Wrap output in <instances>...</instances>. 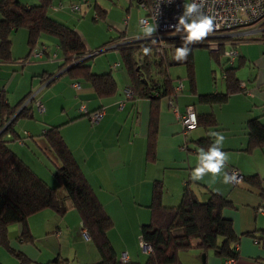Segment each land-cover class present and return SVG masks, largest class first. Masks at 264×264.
I'll return each mask as SVG.
<instances>
[{
	"label": "trees",
	"instance_id": "trees-1",
	"mask_svg": "<svg viewBox=\"0 0 264 264\" xmlns=\"http://www.w3.org/2000/svg\"><path fill=\"white\" fill-rule=\"evenodd\" d=\"M51 2L52 0H39L38 4L28 6L18 0H0V62L14 60L11 53L13 32L19 29L26 30L28 53L21 59L23 62L29 59L31 51L37 47L40 38L48 36L57 42L63 56L60 64V69H64L63 74L88 84L99 98L111 96L116 90L112 73H94L87 62L99 50L91 52L75 29L51 17L49 15ZM95 8L97 11L95 18L105 16V9L97 6ZM238 28L241 27L219 33L224 37H219V34H209L203 39L204 42L212 41L202 44L203 46L209 47L211 43H218V51H210V56L216 63L221 65V58H225V61L229 63L228 66L223 65L221 68L225 86L223 92L196 94L194 46L197 44H189L191 51L187 59L178 61L179 64L186 66V81L190 92L197 96L198 104L222 106L227 103L231 95L246 91V88L241 86L237 71L247 62L243 61L241 56H237L236 60L230 62L229 58L223 54L225 46L227 42L233 46L238 41L264 42V36L235 37L232 33H228ZM185 35L183 31H171L162 34L161 40L144 36L137 41L124 43L127 41L125 40L127 36L126 32L122 31L118 36L110 38L97 48L114 46L119 52L120 61L134 93L131 100H146L149 103L145 149V160L148 163L157 161L161 101L177 95L175 90L177 85L170 76L169 68L176 60L174 57L177 48L184 44L182 37ZM145 48L150 49L148 54H145ZM49 78L40 74L38 78L33 79L32 85H42ZM33 90L34 87L15 105H10L6 91L0 90V247L14 256L19 264L35 263L19 248L21 244L35 247L27 219L46 209L53 210L59 215L66 212L67 208L62 202L60 190H62V197L67 198L71 207L77 211L83 231L86 232L100 255V260L93 264H179V254L192 249L210 251L222 262L225 260L233 262L239 256L235 245L238 244L241 236H248L256 243L263 245L264 228L236 234L232 221L223 217L222 214L224 208L232 207L231 201L225 196L208 191V198L201 201L190 187L188 180L183 186L179 204L165 206L162 203L165 185L158 179L152 184L151 202L148 206L150 221L140 227V238L150 247L148 257L144 263L120 261L107 237L113 222L61 136L60 126H50L40 135L48 152L59 163L53 174L54 185H49L40 178L8 146L10 142L19 139L14 129L17 121L33 119L35 116L34 101L31 100L24 105ZM196 118V128L202 127L207 132L209 129H218L213 113L196 114ZM245 130L247 145L243 151L248 153L254 148L264 147V124L260 117L248 119L245 122ZM191 142L196 149L188 148L187 151L192 150L198 154L200 148L207 150L214 140L206 135ZM241 181L247 187L260 191L264 200L262 181L257 175L242 176ZM260 206L264 209V201ZM13 224L20 226V233L17 238L9 239L8 228ZM50 263L66 264V260L55 258Z\"/></svg>",
	"mask_w": 264,
	"mask_h": 264
},
{
	"label": "crops",
	"instance_id": "crops-1",
	"mask_svg": "<svg viewBox=\"0 0 264 264\" xmlns=\"http://www.w3.org/2000/svg\"><path fill=\"white\" fill-rule=\"evenodd\" d=\"M18 1L28 6L39 3V0ZM60 3L62 2L58 1L56 3L55 0H52L49 9ZM64 8L65 6L63 4V8H61L62 11L65 10ZM53 14L57 15L54 19L63 21V23L68 22L65 16H61L60 9L53 12ZM126 36L125 40L138 38L133 35L131 36L129 33H126ZM23 38L25 40L27 39V33L23 35ZM44 38L45 39L42 38L40 44L39 42L37 44V46L41 45L40 47L45 48V54L42 58L30 62H23V60H20L17 63L12 61L6 63L0 62V65L8 64L12 69L11 72L9 70L10 80L8 83L5 82L0 84V90L4 89L6 91L8 103L10 105H15L22 96L30 92L33 87L34 89L39 86L41 87L40 84L33 86L32 81L33 79L38 78L40 74H43L44 77H50L44 83V87H50V89L51 86L54 87H52L51 90L48 88L40 90L38 96L42 103L43 99L48 96V93L50 92L55 99L59 98L61 100L63 110H67L66 106L72 107L80 101H85L84 105L88 111L102 110L104 115L96 125L88 126L86 125L87 118L81 112L80 114L66 113L68 118L66 121L59 125H52L46 121H48L50 115L49 111L52 110L53 105L51 103L48 105L47 102L45 105L43 103L45 107V116L42 120L45 122L43 124H37L34 121H22L21 134L17 131L16 127H14L19 139L16 140V143H14L15 141L10 142V148L40 178L45 180L49 185H54L55 180L53 174L59 166V163L51 153L48 152L44 140L40 135L50 126H60L59 130L61 136L73 154L74 159L80 166L88 183L94 190L98 200L103 205L106 213L113 222V227L107 232V237L116 251L118 258L125 254L128 261L144 263L148 257L149 250L141 248L140 246V227L142 224H146L150 221V210L148 206L151 202V190L154 180L160 179L163 182L165 181L163 176L161 178V176L156 174L157 161L155 163H148L145 160L149 103L146 100L132 101L131 99H128L127 90L131 88V84L126 71L124 70L125 73L116 72L115 75L111 72V66L109 65L108 67L101 61H97L99 69L104 71L102 73H112L116 82V90L111 96L104 98L97 97L88 84L82 83L76 79H71L68 75L63 74L64 69H60L63 56L59 57L56 53L51 54L50 47L48 46L51 43H55L56 49L59 50L57 42L50 37ZM105 42H102V44ZM108 47L107 49H100V52L98 53L106 50L117 51L113 46ZM87 49L90 50L88 46ZM12 52L11 35V53ZM27 53L28 47L26 45L25 52L19 54L21 56L17 57H21L22 59ZM98 53H95L94 55ZM238 54V56L242 57L243 61L247 63L248 61L251 62V58L248 55L242 52H238ZM13 57L12 54V58ZM178 63L179 62L176 61L175 64ZM88 64L91 69L90 63ZM255 64L260 69L263 68V70L259 72V76L256 77L259 85H257V87H251L250 89L252 92L248 89V91L231 95L227 103L222 106L198 104L196 99L197 96L190 92L188 84L187 95H182L181 97L176 95L175 97L176 112L174 108L169 105V102L167 103L166 108H163L164 105H161L158 119L157 160L159 138H161L162 135L172 137L181 132L184 134L178 114L183 113L187 105H192L195 114H214L218 123V129H214V131L220 132L224 135L225 141L223 144V151L229 156L228 166L225 170L228 173L232 170H236L243 177L257 175L262 181V193L264 194V147L254 148L248 153L243 151L247 145L245 122L253 117H260L264 124V87H262V84L264 85V57H257L255 59ZM115 65L117 67L118 64H114L113 67H115ZM49 74L53 75L50 76ZM63 76H66V81L59 80L63 78ZM74 83L79 84V87H73L72 85ZM195 86V92L197 95L205 94L198 90L197 82ZM224 88L225 86L223 84L216 88L215 92H223ZM11 89L13 90L12 94L10 91ZM14 98L18 100H12ZM73 98H75V100H73ZM78 105L79 103L74 109H77ZM35 117L36 116H34V118ZM68 123H70L68 127L62 128L63 125ZM194 130L195 132L193 133L191 140H197L206 135L209 136V132L211 131V129H209L207 132L202 127H197L196 129H193V131ZM184 136L186 137V135H183V141L186 143L187 139ZM211 138L214 140L213 137ZM31 143L40 147V150L51 160L52 165L46 164L41 158L40 162L32 161L34 159L30 154V151L33 150ZM172 143L174 145V148L173 146L172 148L175 153L168 165L171 169L178 170L186 168L189 170L188 178H183V180L180 181L181 194L183 186L189 180L190 184L194 183L197 186H201L202 191H200V194L204 195L203 197L206 199L208 198V191L217 192L225 196L231 201L232 207L224 208L222 214L226 216H224L225 218L229 217L228 219L232 221L234 231L237 235L264 228V226H262V223H264V213L261 217H258L253 214L252 211H249L245 214V220L242 221L240 214L238 215V213L230 210L237 209V205H239L257 211L264 201L263 195H261L260 191L247 187L242 181L238 184H225L222 182V176L214 184L211 183L210 176H205L203 181H192L190 179V174L196 165L197 157L188 159L189 157L187 155H182L181 153H178L177 149L175 150L176 146H178L177 144H179L181 150L183 148L187 153H194L192 150L191 152L187 151L189 148L187 144H185V146L184 143L180 145V138H174ZM190 149H196L194 144ZM194 154L198 156L197 153ZM33 164L41 165V168H38L39 166L33 167ZM164 168H162V173H164ZM164 185L166 190L165 182ZM164 194L165 191L163 196H165ZM172 194L177 201L181 199L180 192L175 191V193ZM163 196L162 203L164 205ZM66 208V212L63 215H59L53 210L49 211V209H46L31 215L27 219L30 232L34 237L35 247L21 244L19 248L26 257L32 262H35L32 264H43L44 261H48L46 262L47 264L55 258L66 260V264H70L71 260L75 259L76 261L72 262V264H93L100 260V255L94 244L83 234L84 231L79 215L78 213H76L77 215L74 214V212L77 211L71 207L70 203L66 205ZM67 214L71 215L70 221L65 219ZM257 218L261 220L259 224H256ZM234 221H237L236 225ZM258 225H261L262 227L257 228ZM19 233L20 226L18 224L9 226V239L17 238ZM52 235L60 237L62 235L64 236L61 238L62 241L66 240L74 243L76 256H72L71 251L63 254L60 247L58 249L51 248V251L47 250L45 256H42V251L39 248L37 241L41 239L48 240L49 237L52 238ZM236 246L239 256L231 264H264V241L263 245H261L248 236H241L235 247ZM78 251H81V254L77 255ZM8 256V252L0 247V264L9 263L10 260ZM17 261L18 260L14 261V264H17ZM221 263L222 261L210 251L192 249L179 254V264Z\"/></svg>",
	"mask_w": 264,
	"mask_h": 264
},
{
	"label": "rangeland",
	"instance_id": "rangeland-1",
	"mask_svg": "<svg viewBox=\"0 0 264 264\" xmlns=\"http://www.w3.org/2000/svg\"><path fill=\"white\" fill-rule=\"evenodd\" d=\"M58 1H61L65 6L64 11L60 9L61 16H65L68 20L67 23L65 22L64 23L70 26L71 28L75 29L80 34V36L82 37L86 45L90 48L91 52H94L95 50L96 51L100 50V49H97L96 47L101 45L102 42L107 41L109 38L118 36L119 33L122 31L129 33L131 36L133 35L134 37H138L139 39L145 36L142 32L143 26L139 24V18L145 17L147 15V12L141 6L140 7L137 6L136 0H55L56 3ZM186 4H190V0H183V12L185 10L184 6ZM73 5H77L80 9L78 11H72L71 7ZM95 6L105 9L106 14L104 17L95 18V15H96ZM53 12H56V11L51 7L49 9V15L53 18L54 17L56 18L57 15L53 14ZM60 22H63V21H60ZM261 22L262 20H259L249 26H244L234 31H230L228 33L237 34L239 32L251 31L257 26H259ZM149 25L153 26L152 24H149ZM25 33H26L25 29H19L12 33V51H13L12 54L14 56L13 57L14 60L12 62H16V63L19 62L21 60V57H17V56H21L19 54H23L26 50V40L23 38V35ZM155 33L156 32H154L153 34ZM44 37H48V36H44ZM44 37L42 38L45 39ZM151 37L156 38V35H152ZM250 37H253V36H250ZM42 38L39 40V44L42 41ZM210 42L212 41L208 40L207 42H204L202 40L200 42L192 43V44H197L196 46H194V66H195V77H196L197 87L201 93L215 92L216 88L223 85L224 80L222 77L221 68L223 67V65L225 66L229 65V63L225 61V58H221V62H220L221 65L216 63L211 58L210 56L211 48L202 45V44H207ZM48 46L50 47L51 54L56 53L59 57L62 56L61 52L58 49H56L55 43H51ZM107 47L102 48V49H107ZM231 49H234L237 53L242 52L251 58V60L249 59L251 62L248 61L247 64L241 66L239 70L237 71L238 77L243 87L246 88L247 86L246 91H248V89H250L251 87H257V85H259V82L257 81L256 77L259 76V72L263 70V68L260 69L259 67L256 66L255 59L261 56L264 57V42L238 41L234 46L233 45L225 46V50H231ZM235 58H237V56ZM30 59L31 60H27V61L29 62L36 61V59H33L32 56L30 57ZM97 61H101L104 65H107L108 67L110 65L111 72L115 75H116V72L125 73L122 63L120 61V55L118 51L106 50V51H103L101 53L94 55L92 58L87 60V62L90 63L91 69L94 73H102L104 71H101L99 69ZM114 64H118L117 67L116 66L113 67ZM9 70L10 72L12 71L10 65L8 64L0 65V84L5 83V82L8 83V81L10 80ZM169 73H170L172 80L174 81L176 85L181 84L183 86V90L177 92L178 97H181L182 95H187L186 66L184 64H179V63L173 64L169 68ZM65 79H67L66 76H63V78L59 80L63 81ZM57 83H61V82H57ZM52 87L54 86H51V89ZM262 87H264L263 84H262ZM47 88L51 90L50 87H44V85L42 87L43 90ZM10 91L12 94L13 90L11 89ZM249 91L252 92L251 89ZM15 98L12 100L17 101L18 99H15ZM73 100H75V98H73ZM46 102L48 105L50 103L53 105L52 110L49 111L50 115L48 114L49 115L48 121H46L47 123L52 124V125L53 124L59 125V124H62L64 121H66L68 119L66 116V113L67 114L68 113L69 114H77V113L80 114L79 108L82 104H85V101L84 102L80 101L78 102L79 105L77 109H74V108H76L78 103H76L72 107L66 106L67 110H63L61 100L59 98L55 99L54 96H52L50 92L48 93V96H46L43 99L44 105ZM167 103H168V99H163L161 101V105H164L163 108L164 107L166 108ZM33 106L35 109L36 117L30 120L20 119L15 126L17 131L20 132V134L22 132V128H21V125L23 123L22 121H34L37 124H43L45 122L44 120H42V118L45 116L44 114L45 112L38 113L36 111L34 103H33ZM86 118H85L86 125L93 126L97 124V123H92L89 117H86ZM69 125L70 123L65 124L62 126V128H66ZM212 131H214V129H211L210 132ZM194 132L195 130L194 131L191 130L188 132V135L186 137L184 136L187 139L186 143H184L185 141H183L184 134H182V132L177 135H173L172 137L162 135L161 138H159L158 160L156 162V165H157L156 174H158V176H161V178L162 176L163 178H165L164 182L166 184V190L164 194L165 196H163L164 197L163 202L165 206H177L179 204L180 199L179 201H177V199H175V196H173L172 193H175V191H178L180 192V196H181L180 181L183 180V178L187 179L189 176V170L186 169L185 167H184L185 169L176 170V169H171V167L168 165V163L171 161L175 153V151L173 150L174 145L172 142L174 141V138L178 137L181 139L180 145L184 143V146L185 144H187L189 148H192L193 142H191L190 140L193 137ZM14 143H16V141ZM10 145L11 143L8 144L9 147ZM31 145L33 147V150L30 151V154L32 158L34 159L32 160L33 162L35 161L40 162V158H41L42 160L45 161L46 164L52 165L51 160L46 156L44 152L40 150V147H37L33 143H31ZM177 145L178 146H176L175 150L177 149L178 153H181L182 155H185V156L187 155L189 157L188 159L197 157L194 153H187L186 150H184L183 148L181 150V146L179 147V144ZM179 150L182 152H180ZM34 166H39L38 168H41V165L33 164V167ZM162 168H164L163 170L164 173H162ZM190 186L193 190H195L198 198L201 201L206 200V198L203 197L204 195L200 194V191H202L201 186H197L194 183H191ZM61 191L62 190L59 191V194L63 200L62 202L63 204L68 205L69 201L67 198L65 199L62 197L63 195H61ZM230 210L235 213H238V215L240 214L242 221L245 220L246 218L245 214L249 211H252V213L257 215L258 217H261V215H263V212L254 211L251 208H246V207L239 206V205H237V209H230ZM76 213L77 212H74V214ZM224 216L225 215H223V217ZM65 219L70 221L71 215L67 214ZM234 222L236 225L237 221H234ZM260 222L261 220L257 218L256 224L257 223L259 224ZM262 224H263L262 226H264V223ZM262 226L258 225L257 228H261ZM62 237L64 236L61 235L60 237V236L52 235V238L49 237L48 240L41 239L37 241V244L42 251L41 255L45 256V254L47 253V250L51 251V248L58 249L60 247L63 254H66L67 252L71 251L72 256L74 255L76 256V251H75L76 249L74 248L75 246L74 243L68 242L66 240L62 241L61 240ZM79 254H81V251H78L77 255ZM8 255H9L8 258L10 261L9 263H5V264H14V261H16L17 259L9 253ZM75 261L76 259L71 260L70 264H72V262H75ZM46 262L48 261H44L43 264H46ZM17 264H18V261H17ZM50 264H53V263H50Z\"/></svg>",
	"mask_w": 264,
	"mask_h": 264
},
{
	"label": "built area",
	"instance_id": "built-area-1",
	"mask_svg": "<svg viewBox=\"0 0 264 264\" xmlns=\"http://www.w3.org/2000/svg\"><path fill=\"white\" fill-rule=\"evenodd\" d=\"M139 7L141 6L146 12L147 15L145 17L139 18V24L141 26H146L152 24L156 28V39L161 40V36L164 33H168L171 31H176L173 27L174 25L178 24L179 17L183 14V0H136ZM203 3L202 12L206 15L213 16L214 24L218 25L215 27L213 32L210 34L218 35L222 32H227L230 29L236 27H244L249 26L259 20H262L259 26L254 28L251 31L239 32L237 34H233L232 36L235 37H263L264 36V0H190V3ZM55 11L63 8V4L60 3L57 6L52 7ZM80 8L77 5L71 7V10L78 11ZM219 37H224L223 35L219 34ZM139 39V38H137ZM137 39L127 40L124 43H130L137 41ZM227 45H231L230 42L226 43ZM211 51H218V43L214 42L209 45ZM114 48V46H113ZM102 50V49H101ZM160 52V50H159ZM230 53V55H226L225 53ZM98 53V52H95ZM45 54V48L37 46L35 47L29 56L28 60H31L30 57L32 56L33 59L42 58ZM224 56L229 58L230 62H233L238 56V53L234 50H225ZM91 55V54H90ZM55 56V55H54ZM89 56V55H88ZM116 66V65H115ZM45 86V84H44ZM75 88L79 87V84L74 83L72 85ZM241 86L243 87L242 83ZM43 85L40 87L35 88L27 101L24 105H27L29 101H34V105L36 111L38 113H44L45 107L42 101L39 99V92L42 89ZM176 92L182 90V85L179 84L175 88ZM133 90L130 88L127 90V98L131 99L133 97ZM169 105L175 108V96H172L168 99ZM121 107V105H120ZM79 111L82 112L85 116L89 117L92 123H98L103 117L102 110H95V111H88L86 106L82 104L79 108ZM196 114L192 105H187L184 109L183 113L178 114L182 130L184 134L187 136L188 132L195 129L197 126V118H196V126L190 127L192 124V117ZM232 173H236L239 178V182H241V174L236 171L232 170L229 172L231 175ZM238 184V183H233ZM257 211L263 212L264 209L260 206ZM84 236L88 238L86 232H83ZM140 245L142 248L147 249L150 251V247L147 246L142 240H140ZM120 261L126 262L127 257L126 255H122L119 258ZM231 260H225L221 264H231Z\"/></svg>",
	"mask_w": 264,
	"mask_h": 264
},
{
	"label": "clouds",
	"instance_id": "clouds-1",
	"mask_svg": "<svg viewBox=\"0 0 264 264\" xmlns=\"http://www.w3.org/2000/svg\"><path fill=\"white\" fill-rule=\"evenodd\" d=\"M203 3H190L184 6L185 10L179 17L178 24L173 27L177 32H185L186 35L182 37L184 44L177 48L174 59L177 61L186 60L190 54L191 49L188 47L193 42H200L213 32L218 25L214 24V17L206 15L202 12ZM142 32L145 36L151 37L156 28L151 25L143 27ZM145 54L150 52V49H144ZM230 55V53H225ZM196 126V118L192 117V124L190 127ZM209 136L214 138V142L205 150L200 148L196 160V165L192 169L190 179L192 181H203L205 176L211 177V183H216L222 176V182L225 184L239 183V178L236 173L231 175L225 170L228 166L229 156L223 151V144L225 141L224 135L220 132H209Z\"/></svg>",
	"mask_w": 264,
	"mask_h": 264
},
{
	"label": "water",
	"instance_id": "water-1",
	"mask_svg": "<svg viewBox=\"0 0 264 264\" xmlns=\"http://www.w3.org/2000/svg\"><path fill=\"white\" fill-rule=\"evenodd\" d=\"M98 52H100V50L98 51ZM176 63V61H174V64Z\"/></svg>",
	"mask_w": 264,
	"mask_h": 264
}]
</instances>
